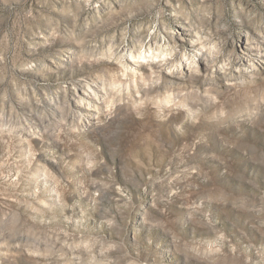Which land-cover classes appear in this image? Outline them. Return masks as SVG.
I'll return each mask as SVG.
<instances>
[{
	"label": "rangeland",
	"instance_id": "rangeland-1",
	"mask_svg": "<svg viewBox=\"0 0 264 264\" xmlns=\"http://www.w3.org/2000/svg\"><path fill=\"white\" fill-rule=\"evenodd\" d=\"M0 264H264V0H0Z\"/></svg>",
	"mask_w": 264,
	"mask_h": 264
}]
</instances>
